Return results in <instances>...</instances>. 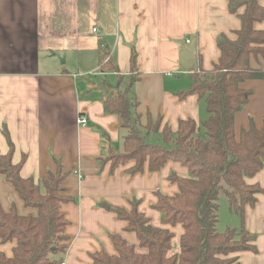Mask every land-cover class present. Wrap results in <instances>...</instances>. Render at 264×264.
<instances>
[{
    "label": "crops",
    "instance_id": "obj_1",
    "mask_svg": "<svg viewBox=\"0 0 264 264\" xmlns=\"http://www.w3.org/2000/svg\"><path fill=\"white\" fill-rule=\"evenodd\" d=\"M230 1L0 0V152L9 153L6 130L14 145L13 163L26 156L22 178H46L57 170L56 160L68 173L63 195L75 200L61 208L69 223V241L64 252L53 256L57 264H92L91 256L102 249L116 255L110 235L136 243L134 234L126 231L128 224L100 207L102 202L130 212L132 202L139 201V212L156 226L180 237L184 233L182 224L162 225L154 206L159 191L169 197L180 193L168 176L175 172L188 177L186 167L170 161L159 172L151 173L146 166L143 173L132 175L133 161L114 171L105 161L112 149L123 150L127 132L117 114L105 111L108 90L102 83L116 86L118 75L102 72L101 57L108 52L127 81L136 50L139 80L131 95L141 126L148 114L154 120L163 118L160 131L165 125L176 131L180 121L189 118L200 123L206 118V104L195 95L180 99L178 94L188 90L194 73L211 71L219 62L221 35L236 39L245 6L233 13ZM259 3L264 7V0ZM254 27L264 31V19ZM251 67L264 71V55L252 56ZM242 86L252 95L235 115L238 139L241 129L251 123L261 129L264 123V79ZM83 116L88 123L80 126L77 119ZM246 183L264 189V167ZM256 198L255 206L246 207L244 219L258 251L239 253V264H264V192ZM0 202L7 212L15 204L20 214L37 213L25 208L1 174ZM237 224L234 228L239 229L238 214ZM15 246L14 241H0V251L8 257H13Z\"/></svg>",
    "mask_w": 264,
    "mask_h": 264
},
{
    "label": "trees",
    "instance_id": "obj_2",
    "mask_svg": "<svg viewBox=\"0 0 264 264\" xmlns=\"http://www.w3.org/2000/svg\"><path fill=\"white\" fill-rule=\"evenodd\" d=\"M243 6L242 28L235 32L236 39L221 35L217 40L221 52L219 62L211 71L194 73L188 90L178 94L180 99L195 95L205 102L207 118L201 123L189 118L181 120L176 131L168 125L160 131L163 118L154 120L148 114L147 124L141 126L138 104L131 95L132 87L139 80L136 50L131 53L127 81L110 54L102 55V72L118 75L116 86L102 83L110 92L104 102L105 111L117 114L121 128L127 132L123 150L112 149L105 159L112 164L111 170L133 161L130 174H141L146 166L149 172L155 173L175 161L186 167L189 175L171 173L169 181L178 185L180 193L169 197L159 191L158 203L154 206L161 214L162 225H183L178 251H172L174 234L140 213L139 201L132 202L130 212L102 202L100 207L126 222V231L133 233L137 241L129 242L119 234L110 235L117 254L110 255L102 249L91 256L92 264H239V253L258 251L254 245L256 236L247 232L244 218L246 207L255 206L256 195L264 192L259 185L246 183L264 167V123L261 129L254 123L246 130L241 129L238 139L235 115L249 103L252 95L242 85L248 80L264 79V71L251 67L252 56L264 55V31L254 27L264 19V7L259 0L230 1L233 13ZM139 126L146 133H160L163 144L148 143ZM4 136L10 149L7 155L0 152V174L12 184L25 208L37 213L20 214L15 204L7 212L0 202V241L16 242L13 257L0 251V264H57L53 256L64 252L69 241L66 234L69 223L61 208L75 200L63 195L68 173L60 160H56L57 170L46 178L40 181L22 178L26 156L14 164L13 142L6 130ZM173 141V148H168ZM221 191L226 195L230 211L239 215L241 227L218 233Z\"/></svg>",
    "mask_w": 264,
    "mask_h": 264
},
{
    "label": "rangeland",
    "instance_id": "obj_3",
    "mask_svg": "<svg viewBox=\"0 0 264 264\" xmlns=\"http://www.w3.org/2000/svg\"><path fill=\"white\" fill-rule=\"evenodd\" d=\"M111 79H112V81H115V78L112 77ZM108 93H110L109 90H108ZM202 102H203V104H205V102L203 100H202ZM203 115H205V117L207 118L206 110L203 111ZM206 118H204V119H206ZM139 131H140V133H142L143 135L146 136V140H147L148 143H151V144H158V143L163 144V138H162V135L160 133H158V134L146 133L143 129H141L140 126H139ZM173 146H174V141L172 143H170L169 145H167L168 148H173ZM218 205H219V212H218V220L219 221H218V224H217V227H216L217 232L220 233V232L225 231L227 228L236 227L238 225L237 224V214H235V213L233 214V213L230 212L229 206L227 205V198H226V195L224 194L223 191H221V193L219 195ZM231 221H234L235 224L233 225V223H231ZM174 236H175V239H174V242H173L172 251L176 252V251H178V248H179L180 236H177V235H174Z\"/></svg>",
    "mask_w": 264,
    "mask_h": 264
},
{
    "label": "built area",
    "instance_id": "obj_4",
    "mask_svg": "<svg viewBox=\"0 0 264 264\" xmlns=\"http://www.w3.org/2000/svg\"><path fill=\"white\" fill-rule=\"evenodd\" d=\"M92 31H93V34H95V35L99 33V30H98L97 27L93 28ZM77 120H78V124L80 126H84V125H86L88 123V120L85 118V116L79 117ZM58 264H66V263L65 262H59Z\"/></svg>",
    "mask_w": 264,
    "mask_h": 264
}]
</instances>
